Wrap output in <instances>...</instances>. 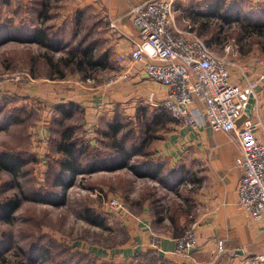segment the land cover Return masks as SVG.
Segmentation results:
<instances>
[{
	"label": "rangeland",
	"instance_id": "1",
	"mask_svg": "<svg viewBox=\"0 0 264 264\" xmlns=\"http://www.w3.org/2000/svg\"><path fill=\"white\" fill-rule=\"evenodd\" d=\"M72 1L57 0L45 8L40 7L41 0H0V158H6L2 154L17 155L25 164L14 177L0 169V202L15 196L20 200L10 223L0 220V264H117L103 256L134 241V231L126 226L129 219L138 224L143 216L150 217L153 222L149 227L158 234L169 232L182 237L199 212L194 200L198 169L193 161L174 163L158 151L166 139H177L181 126L175 120L152 136L147 134L151 137L147 160L161 169L157 178L140 179L128 170H120L77 176L66 190L53 185L56 162L61 158L56 154L61 128L53 122L54 108L51 114L45 113L44 103L35 97L19 98L17 90L42 78L58 81L52 77L59 73L64 79H83L75 62L66 63L70 55L84 49L78 38L77 13L72 21L65 18V6ZM210 4L218 11L202 19L195 15L202 24L209 21L200 27L192 21L190 12L206 14L204 7ZM173 6L177 25L183 26L188 18L219 56L224 54L223 47L230 45L237 55L234 60L243 66L255 58L264 60V0H177ZM41 10L47 12L43 22L39 18ZM71 22L73 25H69ZM31 29L44 30L51 46L8 40ZM118 69L113 60L104 69L97 67L85 81L106 86L110 73ZM140 107H145L149 116L162 110L152 111L140 104L134 114L125 108L114 114L123 127L120 136L129 141L140 140L145 130L144 121L137 115ZM80 119L78 114L72 123L79 137L85 133ZM112 120L109 117L101 121L92 148L108 151L110 140L102 132L107 133ZM42 198L53 200L54 205L40 203ZM110 199L121 203L124 211L109 210ZM87 219L97 222L92 225ZM119 264L164 263L148 251Z\"/></svg>",
	"mask_w": 264,
	"mask_h": 264
},
{
	"label": "crops",
	"instance_id": "2",
	"mask_svg": "<svg viewBox=\"0 0 264 264\" xmlns=\"http://www.w3.org/2000/svg\"><path fill=\"white\" fill-rule=\"evenodd\" d=\"M142 1L145 0H73L65 6V18L72 21L77 13L80 45L93 49L94 57L111 62L115 57L126 56L131 51L136 31L127 12L129 5ZM117 17L122 20L118 31H112L108 22ZM71 23L69 25H73ZM244 66L250 69L252 78L264 76V68L257 67L253 61ZM239 77L238 70L231 71L234 84L240 83ZM259 85L256 101L261 125L256 134L264 146V80ZM166 93L167 89L147 79L141 68L125 82L107 87L97 86L77 76L58 81L42 78L19 86L17 90L19 98L35 97L44 103L47 108L45 113L51 114L59 104L73 103L79 106L82 109L79 125L91 146L102 120L107 121L124 108L134 114L140 104L156 110L148 102L150 96L157 104ZM252 118L256 119L255 116ZM178 132L177 139H166L158 151L174 163L180 161L184 165L193 161L192 165L198 169L199 186L194 200L199 212L193 221L197 247L191 258L175 257L178 234H158L149 227L153 219L144 216L139 225L133 219L126 224L134 231V241L103 258L119 264L150 251L164 264H242L246 257L264 252V220L255 223L237 207V186L242 170L235 165V159L239 156L235 146L227 135L212 132L205 125L195 130L180 127ZM154 239L157 243L155 246ZM220 241L224 245L222 254L217 249ZM95 254L100 257L98 253Z\"/></svg>",
	"mask_w": 264,
	"mask_h": 264
},
{
	"label": "built area",
	"instance_id": "3",
	"mask_svg": "<svg viewBox=\"0 0 264 264\" xmlns=\"http://www.w3.org/2000/svg\"><path fill=\"white\" fill-rule=\"evenodd\" d=\"M176 1L145 0L129 5L127 17L136 31V40L128 55L115 57L119 69L110 73L105 87L128 80L141 68L147 79L167 89L157 104L151 95L150 106L163 109L183 128L195 130L205 125L212 132L227 135L239 152L235 165L242 170L237 207L258 223L264 220V146L256 134L261 125L256 94L264 76L252 78L250 69L234 60L237 55L230 45L223 47L222 56L215 53L188 18L178 26L173 6ZM121 20H110L109 29L118 31ZM253 63L264 68V60L255 58ZM232 70L239 71L240 83L232 82ZM249 99L253 103L248 115ZM108 203L109 210L124 211L116 199ZM193 228L175 241V257L191 258L197 247ZM223 246L218 242L220 254ZM242 264H264V252L246 257Z\"/></svg>",
	"mask_w": 264,
	"mask_h": 264
},
{
	"label": "trees",
	"instance_id": "4",
	"mask_svg": "<svg viewBox=\"0 0 264 264\" xmlns=\"http://www.w3.org/2000/svg\"><path fill=\"white\" fill-rule=\"evenodd\" d=\"M54 1L57 0H41L40 7L43 6L46 8L48 4ZM208 6L211 7L209 8ZM208 6L204 7L208 11L206 14L202 12L201 14L194 13V11L190 10L192 21L198 23L200 27L203 26L204 23L209 24V21L205 20L202 24L200 21H197L195 15L198 19H202L203 17L212 16L218 11L217 8H214L213 4ZM46 14L47 12L45 13L41 10L39 18H42V22ZM198 29L199 27H197V30ZM8 40H16L22 44H36L46 48L50 47L52 44V41L48 39L46 32L42 29L24 32L21 37H13ZM74 62L77 73L84 74L83 80L88 79V77L95 72L97 67L104 69L108 63L105 58L94 57L92 49L88 48H84L80 53L70 55L69 61H66L67 65ZM52 78H59L61 80L64 79L65 76L59 73L58 76ZM160 111H163V109ZM54 112L55 119L53 122L61 128L56 143V154L59 156L61 155L60 160L56 162L57 169L53 179V185L56 188L60 190L70 189L77 176H90L98 172L110 173L128 170L133 176L140 179H155L159 175L161 171L160 166L154 168L152 161L149 159L147 160L150 154L147 149L151 139V137H147V134L152 136L151 134L157 133L161 127L174 122L165 111L161 113L157 112V115L152 114L149 116L147 109L145 107H140L137 115L144 121L145 130L143 134H141V139L138 141H136V139L129 141L128 138L120 136L123 127L121 122L114 116L113 120L108 122L110 124H108L107 133L104 132V134L102 132V135L110 140V146H108L109 148H107L108 151L106 152H100V148H92L90 142L84 136L85 133L81 137L76 135L77 126L72 123H74V119L78 114H80V116L82 115V109L79 106L73 103L59 104L54 108ZM164 117H167V119L165 120ZM2 156L6 158H0V169L4 170L12 177L17 175L20 168L25 165L20 156L12 154L10 156L2 154ZM140 158L144 160H138ZM19 201L20 200L15 196L0 202V220L2 222L10 223V217L20 207ZM40 203L54 205L53 200L49 201L44 198L40 200ZM87 220H89L88 223L92 225L97 222L95 221L96 219Z\"/></svg>",
	"mask_w": 264,
	"mask_h": 264
},
{
	"label": "water",
	"instance_id": "5",
	"mask_svg": "<svg viewBox=\"0 0 264 264\" xmlns=\"http://www.w3.org/2000/svg\"><path fill=\"white\" fill-rule=\"evenodd\" d=\"M248 105H247V108H246V113L249 115V111H250V108H251V105L253 103V101L251 99L248 100Z\"/></svg>",
	"mask_w": 264,
	"mask_h": 264
}]
</instances>
